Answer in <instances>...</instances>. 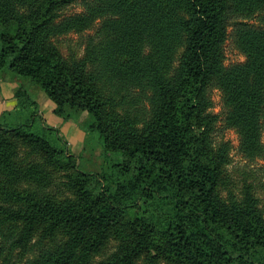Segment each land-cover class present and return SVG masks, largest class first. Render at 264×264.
I'll use <instances>...</instances> for the list:
<instances>
[{
  "label": "trees",
  "instance_id": "16d2710c",
  "mask_svg": "<svg viewBox=\"0 0 264 264\" xmlns=\"http://www.w3.org/2000/svg\"><path fill=\"white\" fill-rule=\"evenodd\" d=\"M231 14L260 26L237 25L246 62L227 68ZM89 31L63 54L57 37ZM7 74L19 87L0 122V264H264V211L251 185L227 190L211 95L242 152L264 157V0H0ZM23 79L55 115L93 118L120 177L80 169ZM53 175L65 197L41 192Z\"/></svg>",
  "mask_w": 264,
  "mask_h": 264
},
{
  "label": "rangeland",
  "instance_id": "374dc122",
  "mask_svg": "<svg viewBox=\"0 0 264 264\" xmlns=\"http://www.w3.org/2000/svg\"><path fill=\"white\" fill-rule=\"evenodd\" d=\"M83 11L84 9L78 3L62 9L61 18L57 21V25H60L64 19L80 14ZM239 23H246L251 27L260 26L258 16L247 19L231 14L228 17V37L224 44L225 66L227 68L242 65L246 62V56L235 42V33ZM83 34L69 32L57 37L58 45L63 54L67 55L72 50L82 52V44L85 41L83 36L92 35L94 32L89 31ZM23 80L39 104L40 111L42 108L41 113L43 112L45 123L59 131L60 138L68 144L71 154L78 158L80 169L87 173L114 172L120 177L117 171L119 167L116 166L122 163V158L119 154H113L109 157L104 155L102 138L98 132L90 131V125L94 122L93 118L83 113L80 116L74 115L72 119L65 120L63 117L55 115L53 109L49 114V118L46 116V112L52 108L50 106L53 105L51 101L37 86L31 85L32 83H28L26 79ZM17 87H19V83L13 80L9 74L5 76V80L0 76V122H2L5 114L15 110V107L13 109L9 108L12 107L11 100H15L17 104V100L14 97ZM211 95L214 102L213 112L220 116V121L217 125V138L229 141L232 145V164L228 168L230 186L227 190H231L232 193L238 196L241 194L245 184L251 185L259 207L264 211V157H248L242 152L237 130L230 127L225 121L223 92L219 87L213 85ZM9 119H15V115L9 117ZM261 144L264 146V131L261 134ZM51 181L52 183L43 188L41 192H47L58 197L68 195L66 188L62 185L63 179H60L59 175H53ZM114 246L115 244L111 245L110 249L107 250V254L113 251Z\"/></svg>",
  "mask_w": 264,
  "mask_h": 264
},
{
  "label": "crops",
  "instance_id": "0c3cea01",
  "mask_svg": "<svg viewBox=\"0 0 264 264\" xmlns=\"http://www.w3.org/2000/svg\"><path fill=\"white\" fill-rule=\"evenodd\" d=\"M11 108H9V109H13L14 107H16V102H15V100H11ZM52 108L49 110V111H47L46 112V116H48L49 118H50V112H51V110L53 109L54 110V107H53V105H50ZM41 111H42V108H41ZM43 113V112H42Z\"/></svg>",
  "mask_w": 264,
  "mask_h": 264
}]
</instances>
